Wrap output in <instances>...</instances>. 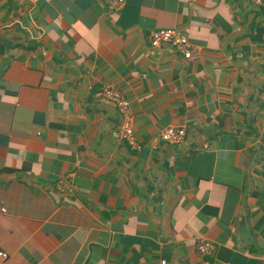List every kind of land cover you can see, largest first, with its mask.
Masks as SVG:
<instances>
[{"label":"crops","instance_id":"0c3cea01","mask_svg":"<svg viewBox=\"0 0 264 264\" xmlns=\"http://www.w3.org/2000/svg\"><path fill=\"white\" fill-rule=\"evenodd\" d=\"M259 2L0 0V264H264Z\"/></svg>","mask_w":264,"mask_h":264},{"label":"built area","instance_id":"2783aa9c","mask_svg":"<svg viewBox=\"0 0 264 264\" xmlns=\"http://www.w3.org/2000/svg\"><path fill=\"white\" fill-rule=\"evenodd\" d=\"M106 2L112 10L122 9L125 6V0H106ZM150 42L152 47L168 45L172 51L181 53L186 59H190L192 56L189 39L183 36L180 31L176 29L156 30L152 32ZM97 96L105 98L120 109L121 114L124 117V122L120 129V135L127 141V143H129V145H131L133 149H140V145L137 137L135 136L131 122L128 101L120 93L110 89L108 86H104ZM184 136V129L170 127L162 133L161 138L168 143L176 144L180 143ZM57 187L61 192L66 193L71 189V182L67 178L63 177L58 181ZM196 248L201 256L206 257L211 255L214 251V244L208 239L200 238L196 242ZM0 257L6 258L7 255L5 253H0ZM159 264H169V262L163 259L159 262Z\"/></svg>","mask_w":264,"mask_h":264}]
</instances>
